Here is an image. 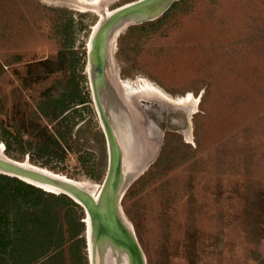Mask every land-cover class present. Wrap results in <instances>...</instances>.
<instances>
[{
    "label": "rangeland",
    "instance_id": "obj_1",
    "mask_svg": "<svg viewBox=\"0 0 264 264\" xmlns=\"http://www.w3.org/2000/svg\"><path fill=\"white\" fill-rule=\"evenodd\" d=\"M51 1L60 6L0 0V133L7 127L31 149L21 156L14 141L8 155L0 140V153L96 195L108 149L92 96L90 41L102 11L139 0L95 7L92 0ZM180 1L111 44L119 94L121 82L141 79L174 99L191 94L199 101L191 114L195 106L139 96L132 88L137 115L157 137H150L155 153L127 186L120 208L146 264H264V0ZM72 88L85 103L71 104L62 115L42 109L48 98ZM57 128L71 134L52 151L67 156L39 159L43 133ZM80 208V257L92 264L88 215ZM63 258L73 264L69 244Z\"/></svg>",
    "mask_w": 264,
    "mask_h": 264
},
{
    "label": "water",
    "instance_id": "obj_2",
    "mask_svg": "<svg viewBox=\"0 0 264 264\" xmlns=\"http://www.w3.org/2000/svg\"><path fill=\"white\" fill-rule=\"evenodd\" d=\"M178 1L139 0L109 14L102 11V18L93 32L88 51L89 76L109 153L107 174L97 195L82 184L42 168L11 160L0 153V174L18 178L47 193L65 195L84 208L88 215L87 233L90 236H87L91 246L92 264H102L101 250H104L106 258L104 264H146L135 234L123 216L120 200L127 186L138 175L143 164L149 163L155 151L154 147L149 150L145 147L142 129L138 128L137 133H134L139 139L136 156L129 158V163L123 169L124 148L113 133L112 125L103 109L101 98L105 91L102 85L105 81L104 75L114 82V71L109 58L111 43L117 35L132 26L160 18ZM111 85L115 87V83ZM122 115L123 113L120 116ZM129 117H133L130 112ZM45 187L53 188L58 193L47 191Z\"/></svg>",
    "mask_w": 264,
    "mask_h": 264
},
{
    "label": "trees",
    "instance_id": "obj_3",
    "mask_svg": "<svg viewBox=\"0 0 264 264\" xmlns=\"http://www.w3.org/2000/svg\"><path fill=\"white\" fill-rule=\"evenodd\" d=\"M82 102L83 97L76 88H72L58 99L48 98L42 109L53 108L62 115L71 104ZM73 126L61 127L66 130ZM60 130L57 128L56 133H43L46 143L38 148L39 159L43 156L65 159V152L58 155L52 151L71 134ZM0 140L8 155L13 152L14 141L19 145L21 156L31 150L29 144L25 145L7 127H2ZM78 209H81L80 206L65 195L56 196L18 178L0 174V264H65L63 254L66 244H69L72 263L84 264L80 257L84 239L80 236L85 226L77 217Z\"/></svg>",
    "mask_w": 264,
    "mask_h": 264
},
{
    "label": "flooded vegetation",
    "instance_id": "obj_4",
    "mask_svg": "<svg viewBox=\"0 0 264 264\" xmlns=\"http://www.w3.org/2000/svg\"><path fill=\"white\" fill-rule=\"evenodd\" d=\"M104 79H105V81H104V84L102 85V89H103V91H105L104 92L105 95L102 94L101 103H102L103 109L105 110V113L107 114L109 121L112 125L113 133H115V135H117V137L119 138L118 141H121V143L123 145L125 158H124V162H123L122 166L124 169V167H126V164L129 163L128 159L132 158L134 155L136 156L137 149L139 146V143H138L139 139H137V137H136V135H134V133H137L138 128L142 129L141 131L143 132L142 135L144 136V139H145V147H147L148 150H149V148H152V144L150 145L151 142H149L152 138L151 136L157 137V135L155 134L154 126L152 124H149L147 126V129H146L145 128L146 126H144V123H143L144 118L138 116V115H140L139 107H137L135 103H136V100L138 101L139 99H136V100L127 99L121 88H120L121 94H119L118 90L116 88L117 86L112 87L111 83H114V82L112 81L111 78H109L107 75L106 76L104 75ZM92 96H93V91H92ZM93 99H94V97H93ZM127 101H128V103H127ZM130 103H131V105H130ZM96 108H97V106H96ZM97 112H98V110H97ZM129 112L133 115L132 118L129 117ZM122 113H123V115H122L123 117L120 116ZM119 120L121 122V125L123 124L124 127L126 126V129H128L129 133L131 134L130 135V141H128V142L123 137V133H122L121 128H120ZM127 122H128V124H127ZM148 131H150V132H148ZM107 149H108V144H107ZM108 165H109V153H108ZM100 254H101V257L103 258L101 263L104 264L106 261V258L104 257L105 256L104 250H101Z\"/></svg>",
    "mask_w": 264,
    "mask_h": 264
},
{
    "label": "bare ground",
    "instance_id": "obj_5",
    "mask_svg": "<svg viewBox=\"0 0 264 264\" xmlns=\"http://www.w3.org/2000/svg\"><path fill=\"white\" fill-rule=\"evenodd\" d=\"M43 3H46L48 5H57V6H60L59 3H55V2H52L51 0H41ZM74 1H77V4H81V5H87L89 4L88 2H86V0H79L81 2H79L78 0H74ZM104 0H92L90 7H95L94 5L96 4V6H98L97 4H101V2H103ZM79 2V3H78ZM87 3V4H86ZM110 9L106 10L107 14H109L111 11H109ZM102 16V14H100ZM102 18V17H101ZM112 44V43H111ZM112 77V75H111ZM132 84V83H131ZM130 83H123L121 82V88H122V91L125 95V97L127 99H133V100H136L139 96H143L145 93H147L148 95L146 96H149L151 98H155V99H158V97H162L165 101L173 104V105H177V106H180V107H184V108H188V107H193L195 106L194 108H192V111H190L191 114H194L196 111L195 108L198 104V100L196 98H194L191 94H188L184 97H178V98H172L168 95H166L164 92H162L159 88H157L156 86H154L152 83L148 82L147 80H138V82L134 85H131ZM133 87H136V89L138 90L137 94L139 95L138 97L136 95H132L131 93V90ZM122 93V94H123ZM131 101V100H130ZM137 101V100H136ZM134 102V101H133ZM128 103V101H127ZM131 105V103H130ZM191 110V109H190ZM188 111V110H187ZM113 112V111H112ZM119 123H120V120H119ZM120 128H121V131L123 133V137L125 138V140L128 142L130 141V133H129V130L126 129V126L124 127V125H121L120 123ZM125 128V129H124ZM151 129V128H150ZM149 130V129H148ZM149 132V131H148ZM154 133V132H153ZM188 134H187V138L186 139H189L188 138ZM189 142V141H188ZM130 144V143H129ZM130 149V148H129ZM60 177V176H59ZM83 185V184H82ZM45 190L47 191H53V192H56L58 193L56 190H54L53 188H50V187H45ZM97 195V194H96ZM87 224H88V221H87ZM89 236H90V233H87ZM88 236V237H89ZM90 240V239H89ZM89 248L91 249V246H89ZM91 251V250H90Z\"/></svg>",
    "mask_w": 264,
    "mask_h": 264
}]
</instances>
